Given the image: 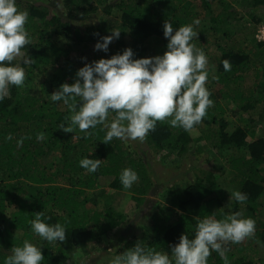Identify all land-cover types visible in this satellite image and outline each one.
<instances>
[{
	"label": "trees",
	"instance_id": "obj_1",
	"mask_svg": "<svg viewBox=\"0 0 264 264\" xmlns=\"http://www.w3.org/2000/svg\"><path fill=\"white\" fill-rule=\"evenodd\" d=\"M153 2L173 5V18L178 20V26L186 22L181 20L179 14L185 12L186 5L189 4L187 0ZM137 3V0H63V13H53L51 7L46 5L34 6L31 0H19L18 9L29 12L26 28L30 32L31 43L24 49L27 50L26 57L33 60L30 71L39 72L40 67L47 65L50 39L54 35L62 31L65 35L67 32L75 35V41L83 38L79 29L74 28L72 31V18L89 16L100 9L107 16L121 13L119 53L130 47L135 53L134 58H148V41L164 38V35L159 24L150 16L144 15ZM249 5L252 9L259 10L264 7V0H251ZM102 29L106 30L107 27L103 25L97 28V34ZM88 34L93 37L95 29L88 30ZM127 40L131 42L129 47L125 42ZM225 59L231 63L230 71L224 70L222 61ZM215 66L218 82L222 85L217 94L225 102H230L232 98L230 103L236 102L239 109L246 110L251 107L253 102L250 98L246 99L240 85L245 70L251 66L260 80L256 85L257 90H260V99L264 101V68L261 70L259 64L253 63L245 50H233L232 47L221 49ZM33 72H30V75L36 74ZM29 82L25 79L23 87L11 86L9 97L0 102V264H3L5 256L10 254V249L22 245L25 239L32 243L41 242L44 255L42 264H62V258L81 246L92 243L103 245L105 240L102 236L121 228L126 222V217L111 209L89 216L84 211L89 192L97 188L100 179H109L111 189L130 192L139 202L154 186L151 152L159 155L162 152L174 151L175 156L169 160V167L178 169L183 162L193 163L185 174L188 183L183 189L180 185L166 187L164 190L169 194L166 203L170 208L164 209L161 206L159 217L153 219L149 228L143 227L141 240L135 235L131 238L120 235L117 238L116 253L120 254L131 248L137 241H143L156 251L171 253L170 245L178 243L183 233L189 238L194 236L195 217L203 218L208 214L217 213V219L226 218L227 213L221 210L224 209L227 192H219L220 177L232 178L231 186L247 194V200L243 203L231 201L232 213H253L258 210V201L264 196V137H252L253 131L249 130V125L238 126L231 133L226 132L227 123L223 119L218 120L215 110L210 107L200 124L222 123L220 129L215 132L216 143L213 147L210 144L203 146V142H211L214 136L196 137L191 134L200 124L190 131H185L180 127H171L167 120L158 121L155 130L145 137L148 150L117 138H113L110 144L102 142L106 134L102 125L86 132L79 129L82 134L74 139L72 136L64 138L56 129L73 125L70 118L74 112L63 106L62 102L43 101L42 98L32 97L27 91ZM58 87L52 86L51 89ZM22 95L26 97L24 100L21 99ZM210 99L213 100L212 95ZM114 115L113 113L109 116V120ZM41 131L45 133V140L37 142L36 133ZM9 133L12 139L6 140L5 137ZM248 137L252 140H248ZM21 138L25 139L18 145L17 141ZM60 141L62 147H57V142ZM70 141H77L76 146L71 145ZM53 149H58L62 156V168L55 171L51 169L52 163L49 164L47 160ZM210 149H215L216 155L204 160L201 165L200 153L210 152ZM84 157L104 162L95 173H89L79 164ZM170 157L167 156L166 159ZM224 164L229 167L227 171L224 170ZM125 168L134 169L139 176L138 182L133 184L131 189H124L119 179ZM79 196H83L84 200L77 199ZM39 212H44V215L50 218L47 221L50 224H66L65 241L48 243L33 233L30 221L34 219L35 213ZM256 228L254 238L258 245L264 248V225ZM17 231L23 232L20 237L16 236ZM106 243H111L110 237ZM224 247L228 249L226 255L229 264H264V258L252 257L251 246L243 241L227 242ZM208 264H224V261L213 251L208 258Z\"/></svg>",
	"mask_w": 264,
	"mask_h": 264
},
{
	"label": "clouds",
	"instance_id": "obj_2",
	"mask_svg": "<svg viewBox=\"0 0 264 264\" xmlns=\"http://www.w3.org/2000/svg\"><path fill=\"white\" fill-rule=\"evenodd\" d=\"M28 18L29 12L19 10L17 0H0V102L9 97L11 86H24V66L33 63L31 57L12 63L16 57L23 56L22 49L31 43L26 28ZM200 22L194 18L192 23L175 28L172 21L165 20L163 35L168 43L163 55L135 59V53L129 47L111 58L85 63L75 73L74 83L61 84L50 95L51 100L62 102L74 112L71 123L81 131L102 125L106 132L102 142L106 144H110L113 138L142 141L155 130L158 121L167 120L171 127L192 130L214 104L210 99L212 93L206 86L208 56L192 42L199 37L194 25L198 26ZM111 32V35L101 37L94 50L108 52L109 45L119 39L121 33L118 29ZM222 64L225 71L231 70L229 60H223ZM113 113L114 117L109 120ZM61 128L72 132L71 127ZM25 138L18 140V145ZM35 138L37 142L43 141L45 133L37 132ZM5 139L11 140L12 135L9 133ZM103 162L84 157L79 164L89 173H95ZM119 179L124 189H131L139 176L134 169L125 168ZM228 192L230 204L232 200L239 203L247 200V194L239 190ZM216 215L195 217L194 236L189 238L183 233L178 243L170 245L171 253L156 251L143 241H137L111 258L109 264H208L213 251L224 264H229L228 249L224 244L240 243L253 237L256 221L243 217L239 211L224 219H217ZM49 219L44 212L35 213L30 221L33 233L48 243L65 241L66 224H50ZM43 260L42 246L25 239L22 245L10 249L3 264H42Z\"/></svg>",
	"mask_w": 264,
	"mask_h": 264
},
{
	"label": "rangeland",
	"instance_id": "obj_3",
	"mask_svg": "<svg viewBox=\"0 0 264 264\" xmlns=\"http://www.w3.org/2000/svg\"><path fill=\"white\" fill-rule=\"evenodd\" d=\"M18 1L19 0H17V2ZM31 1L35 4L34 6L46 5L51 7L53 13H63V8L61 6L63 0ZM137 1V4L140 5L144 15L150 16L152 20L157 22L162 31L165 20L172 21L175 28L192 23L194 18L201 21L198 26L194 25V30L199 33V37L192 42L196 44L197 47L202 48L208 56L209 78L206 82V86L212 93L214 101L212 107L218 116V120L223 119L227 123L226 132L231 133L238 126L247 127L249 125V130L252 129L253 131L254 136L252 135V137H264V101L260 99V90H257L256 84H258L260 80L256 77L254 67L251 66L249 69L245 70L246 72H244L243 79L241 80L240 85L242 86L244 96L246 99L250 98L253 102L249 109L243 110L239 109L236 102L235 104L230 103L232 98L230 102H225L219 94H217L222 85L218 82L215 66L217 58L221 55V49L232 47L233 50H245V52L249 53L250 60H252L253 63L259 64L261 70L264 68V44H262V46L255 40L257 29L264 26V7L259 8V10L252 9L249 5L251 0H239L241 1L240 3H233L231 0H187L189 4L186 5L185 12L179 14L181 20H185L186 22H183V24H179L178 26L176 22L178 20L173 18L175 14L173 5L167 6L161 2H153L154 0ZM120 14L121 13L119 12L112 16H107L103 14V10L100 9L97 13L90 14L89 16L83 15L72 18L70 20L72 31L74 28L79 29L83 34V38L75 41V35H70L68 32L67 35H65L61 31L50 39L51 46L49 57L47 58V65L42 66V68L40 67L39 72L37 70L36 72L34 70L30 71V65L24 66L26 79L30 81L27 85V91L32 97L42 98L43 101L51 100L50 95L56 90L51 89V87L60 86L63 83H74L75 73L78 69L83 67L85 63H91L101 58H111L112 55L119 53L121 47L119 43L121 40L119 39H114L112 41L107 53L94 50V46L101 37L111 35L113 29L121 31ZM35 23L40 26L38 22ZM103 25H105L107 29H102L99 34H97V28ZM90 29H95L93 37L88 34V30ZM125 42L128 47L131 45L129 40ZM167 43L168 41L165 37L156 40H149L147 43V47L150 48V51L147 54L148 57L163 55L166 51ZM22 53L23 56L16 57L12 63H18L23 60L24 57H26L27 50L23 48ZM83 58H86V60ZM135 59H139V57L136 56ZM33 71L36 74L30 75V72ZM24 98L26 97L22 95L21 99L24 100ZM219 107L222 111H220ZM221 124V122H218L217 125L203 122L193 129L191 134L196 137H213L216 130L220 129ZM69 127L72 128V132H65L62 128H57L56 132L64 138L72 136V139L82 134V132H79L80 130L78 127L75 128L73 125ZM248 140L252 139L248 137ZM210 141L211 142L204 141L203 146H205V144H210L213 147L216 143V136ZM70 142L71 145L76 146L77 141ZM128 142H130L132 146H141L142 149L148 150L144 140H129ZM57 143V147H62V141ZM151 151L152 150H150V152ZM151 154L154 186L146 196L141 198L142 201L140 200L138 202L135 200L130 192H121L111 189L109 186V179H100L97 188L92 192H89V199L84 207V211L88 213L89 216L96 215L95 212H102L105 209H111L114 212L125 215L126 222L117 231L104 234L102 236V239L105 240L103 245L98 246L97 244L92 243L81 246L75 249L72 253L67 254L66 257L62 258V264H109V260L118 254L116 253L117 248L115 247L117 244V238H119L120 235L128 236L129 238H131L132 235H135L139 236V239L141 240L143 227L149 228L152 225L153 219L159 217V209H161V206L164 209L170 208L166 203L169 194H167L164 189L173 185H180L183 189L188 183L185 174L188 173L187 170L191 168L193 163L183 162L177 169L174 166H168L170 163L169 160L175 156L174 151L166 153L162 152L159 155L153 154L152 152ZM215 155V149H210V152L203 151L200 153L199 157L201 165L204 160L209 157H214ZM167 156L171 157L166 159ZM61 158V152L58 149H53L49 159H47L49 164L52 163L51 169H53V171L62 168L60 162ZM219 162L221 163V161ZM224 166V170L227 171L229 168L228 165L224 164ZM188 175L189 174H187V176ZM230 179L232 178L220 177L219 179V192L224 190L227 192V198L224 200L223 204L224 209L221 210L226 212L227 216L232 214L230 199H228L230 198V193L228 191L235 190V186H231ZM77 199L82 201L84 200V197L79 196ZM256 209L258 210L253 213L245 212L242 216L254 219L256 221V227H260L264 225V196L258 201ZM219 213L220 211H218V214ZM22 233V231H17L16 236L20 237ZM109 237L111 243L108 244L106 242ZM245 240H243L244 244H249L253 250L251 255L253 258L255 257L254 259L258 257L264 258V248L258 245L254 236L246 238ZM35 243H38L36 245L40 246L41 242H34V244Z\"/></svg>",
	"mask_w": 264,
	"mask_h": 264
},
{
	"label": "built area",
	"instance_id": "obj_4",
	"mask_svg": "<svg viewBox=\"0 0 264 264\" xmlns=\"http://www.w3.org/2000/svg\"><path fill=\"white\" fill-rule=\"evenodd\" d=\"M255 40L259 44H264V26H261L257 29L255 33Z\"/></svg>",
	"mask_w": 264,
	"mask_h": 264
}]
</instances>
